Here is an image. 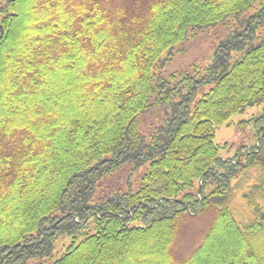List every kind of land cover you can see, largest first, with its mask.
<instances>
[{
	"label": "trees",
	"instance_id": "16d2710c",
	"mask_svg": "<svg viewBox=\"0 0 264 264\" xmlns=\"http://www.w3.org/2000/svg\"><path fill=\"white\" fill-rule=\"evenodd\" d=\"M251 9L212 65L164 77L177 45ZM263 24L264 0H0V264H264L261 147L224 159L216 143L264 104V41L229 60ZM256 126L264 139V116ZM126 165L146 171L106 191ZM205 215L177 261L182 226Z\"/></svg>",
	"mask_w": 264,
	"mask_h": 264
},
{
	"label": "rangeland",
	"instance_id": "374dc122",
	"mask_svg": "<svg viewBox=\"0 0 264 264\" xmlns=\"http://www.w3.org/2000/svg\"><path fill=\"white\" fill-rule=\"evenodd\" d=\"M255 12L251 9L245 14L238 17H231L225 23L211 27L204 31H198L194 37L185 41L183 44L177 45L173 50V59L169 62L164 71V77L170 78L173 74H189L195 75L196 69L202 70L212 65L215 61V55L219 46L224 40L231 35H236L244 31H248V18ZM245 40V50L234 51L230 54V62L234 64L241 59L250 46H257L264 41V24L259 26L256 36L241 37ZM213 85L204 86L199 91V98L207 93ZM167 108H154L146 113L141 119L143 123L141 129L149 130L155 119L162 121L166 117ZM158 115V117L156 116ZM264 116V104L248 108L244 113L235 115L227 124L217 128L216 143L221 146L220 157L224 159H233L243 150H251L261 147L260 150L264 155V139L259 136L257 128V120ZM241 158L244 159L243 156ZM146 171V168H135L134 165L124 166L113 177L103 180L106 191L113 193L115 190H127L129 180L140 179ZM256 178V172H253ZM250 189L245 187L244 192ZM235 214L242 222H247L249 217L255 216L253 210L249 207V203L239 193L235 199ZM212 215L193 217L182 226L178 244L175 245L174 255L177 261L187 259L201 244L205 234L212 224ZM137 225H143L138 223ZM79 238H82L81 236ZM73 237L64 236L60 238L56 251L63 253ZM155 260V258H154ZM138 261V260H137Z\"/></svg>",
	"mask_w": 264,
	"mask_h": 264
}]
</instances>
